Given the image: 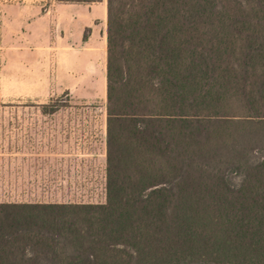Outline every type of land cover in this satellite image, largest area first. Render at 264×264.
<instances>
[{"label": "trees", "instance_id": "trees-1", "mask_svg": "<svg viewBox=\"0 0 264 264\" xmlns=\"http://www.w3.org/2000/svg\"><path fill=\"white\" fill-rule=\"evenodd\" d=\"M106 4V200L0 201V264H264V0Z\"/></svg>", "mask_w": 264, "mask_h": 264}, {"label": "rangeland", "instance_id": "rangeland-1", "mask_svg": "<svg viewBox=\"0 0 264 264\" xmlns=\"http://www.w3.org/2000/svg\"><path fill=\"white\" fill-rule=\"evenodd\" d=\"M105 9L0 0V201L106 200Z\"/></svg>", "mask_w": 264, "mask_h": 264}, {"label": "crops", "instance_id": "crops-1", "mask_svg": "<svg viewBox=\"0 0 264 264\" xmlns=\"http://www.w3.org/2000/svg\"><path fill=\"white\" fill-rule=\"evenodd\" d=\"M105 12L107 13V4H106V9H105Z\"/></svg>", "mask_w": 264, "mask_h": 264}]
</instances>
